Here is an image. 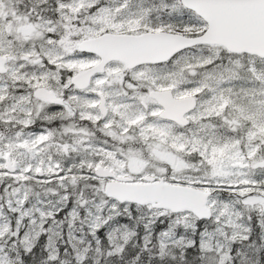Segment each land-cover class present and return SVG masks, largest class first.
I'll use <instances>...</instances> for the list:
<instances>
[{
  "label": "rangeland",
  "instance_id": "rangeland-1",
  "mask_svg": "<svg viewBox=\"0 0 264 264\" xmlns=\"http://www.w3.org/2000/svg\"><path fill=\"white\" fill-rule=\"evenodd\" d=\"M105 3L108 7L102 8L92 16L85 15L79 24L74 22L76 18L73 17L72 21L66 23L57 21L53 29H49L48 25L51 19H54L52 0H47L46 5L45 0H3V6L0 8V46L5 48L6 56L9 59H24L29 51L35 53L41 47H48L46 43L42 45L43 37L48 30H55L60 35V40L56 42L55 46L61 49L62 55H67L68 51L77 50L79 41L70 40L73 33L79 36L78 40L81 36L91 37L106 30L142 33L152 31V25H158L162 17L161 13L155 11L149 17L148 7L158 6L154 0H126V5L132 6L131 12L135 13V16L125 14L129 11L127 6L116 7V0H105ZM177 3L179 5L178 12L185 9L181 0H177ZM170 30L173 29H167V31ZM244 55L230 53L222 46L200 47L186 52V57L191 58L189 71L192 73L201 72L200 65L209 63V59L217 60L218 66L221 62L226 66L228 71L221 78L229 82L224 84L225 91L232 93L233 99L236 101L235 109L242 110L245 115V119L238 122L244 137L240 138L239 136L238 140L232 137L229 140V145L233 149L232 156L229 157L227 151L219 153L220 158L227 159L229 164L233 165L225 173V175H231L230 180H202L201 177L211 174L207 170L198 171V165H204L203 162L193 163L190 153L185 150L184 145H178L161 137H156L153 140L139 134L125 138L127 134L121 135L117 121L111 118L107 124L97 126L95 119L102 118L101 113L94 118L91 126L77 116V121L82 122L84 126L80 128L79 133H75L76 128L72 127V137H68L59 125H52L53 119L51 127L56 130L55 142L35 148L31 144L25 143L32 139V134L20 126L23 120L28 119L25 109L19 107L11 109L10 105L14 103L15 93H8V102L0 105V121H2L0 122V154L3 155V165L0 166V204L3 205L5 213L8 216L11 215L8 212V202L11 201L14 204L17 198L13 193L17 190H26L29 203L22 205L24 209L21 212L23 223L20 224V227L24 228L25 225H28V234L34 240L40 231L38 222L35 221V215L39 214L38 209L56 208L57 204L67 208L68 210L59 217L60 220L67 217V227L62 229L60 224L53 221L55 228L49 229L51 235L48 237V243L53 251L57 246L63 247L67 243L78 254L91 255L96 259L101 254L102 241L91 245L85 244L83 242V224L91 222L94 231L115 215L123 217L121 226L111 232L107 239L111 252L119 254L137 233H142L145 244H149L155 234L159 241L163 239L153 229V226L157 218L167 217L172 221L169 235L174 236L173 230L177 224L181 226L184 234V238L178 243L168 240V247L192 245L193 241L199 239L198 248L202 249L203 253L215 251L219 262L225 263L230 259L232 249L236 247L234 246L235 242L242 240V243L238 244L236 252L239 255L238 261L242 264L260 263L261 257H263L261 249L264 248V212H257L253 210V207L243 206L238 199L234 204H229L225 210L223 207H218L222 202L213 198L209 202V206L214 211V219L210 222L207 230L201 232L200 220L192 213L172 214L150 206H147L148 211H143L141 206L137 205L141 210V215L132 218L131 223H128L130 216L128 209L125 208L121 213L117 210V205L110 206L112 211H109L106 217H101L97 211L95 215L90 212L88 217L82 220L79 208L76 209L77 215L73 216L72 209L68 207L69 200L60 195L67 192L68 195L75 198L77 206L82 202L89 205L98 202L101 208L109 207V198L104 193L107 179L98 180L96 176L92 175V171L100 165L109 167L118 175L129 176L133 182H143L151 175L157 179L166 178L173 183L196 186L231 183L244 185L240 188L241 193L259 191V186H253L252 182L264 183V168L256 166L259 161L258 157L249 158L250 142L245 133V124L248 118L259 119L260 109L264 106V61L256 56ZM219 57H223V61L218 60ZM53 59L55 61L58 57ZM27 62L33 63L34 57H28ZM95 62L96 59L80 64L70 61L69 64L75 67L79 73ZM118 70H125V68L120 64L111 65L108 68V74L100 77L102 83L96 84V79H94L92 86L85 92L115 91L119 87V79L110 80L109 77L112 72ZM32 71H34L32 68L27 69L28 73ZM199 78V76L193 75L189 77V80ZM73 105L80 111L75 102ZM85 114H90L87 108ZM32 119H35L34 115ZM62 123L60 121V124ZM40 126L48 128L49 123L41 117ZM220 130L224 131L222 126ZM96 132L95 138H98L99 141L91 138L96 135ZM179 134L180 132L177 130V135ZM107 144H112L115 149ZM146 145H150V147H146ZM216 159L217 157H213L209 162L216 163ZM96 160H99V163H95ZM57 162L65 169V172H60V176H64L69 168L73 170L72 173H67L69 177L67 183L51 174L52 171H59L58 169H49L50 164L54 165ZM226 167L228 166L226 165ZM28 168H32L33 171L40 168L43 174L34 176L27 171ZM137 169L138 171H136ZM21 174L25 176V179L19 178ZM73 175L76 177L75 181L71 179ZM199 187L213 191L208 186ZM59 210L56 208V211ZM218 211L219 215H217ZM250 215L255 216L256 225L250 222ZM225 216L226 219H224ZM258 227L261 230L260 236L257 234ZM249 228L252 229L250 239L245 240L244 237L249 235ZM252 236L256 237L252 238ZM85 247H90L87 253L83 251ZM108 251L107 248L106 252L108 253ZM65 259L68 260L69 257Z\"/></svg>",
  "mask_w": 264,
  "mask_h": 264
},
{
  "label": "snow or ice",
  "instance_id": "snow-or-ice-1",
  "mask_svg": "<svg viewBox=\"0 0 264 264\" xmlns=\"http://www.w3.org/2000/svg\"><path fill=\"white\" fill-rule=\"evenodd\" d=\"M154 3L158 6L148 7L149 17L153 11L161 13L162 17L158 25H152L153 30L171 28L175 34L185 36L188 41L184 47L179 48L166 59L145 62L143 65L136 66L131 73L125 70V76L118 80L119 87L115 91L88 93L77 87L74 80L77 76V69L69 62L87 63L97 59L95 53L87 49H79L62 55L61 49L55 46L60 40V35L55 30H48L41 42L42 45L46 43L48 47H41L35 53L29 51L24 59H5L7 52L4 47L0 46V105L8 102V93H15L14 103L10 105V108L25 109L28 119L23 120L20 126L32 134V139L25 143L35 148L55 142L56 130L51 127L53 119H64V114H67L68 118L79 116L91 126L94 118L100 112L107 110V115L95 119L97 126L107 124L111 118L117 121L120 134H127L125 138L139 134L153 140L161 137L178 145H184L185 150L190 153L191 161L193 163L203 162L204 170L211 174L201 177L202 180H230L231 175H225V173L233 165H230L227 159L220 158L219 153L227 151L228 156H232L233 149L229 145V140L232 137L238 140L241 134L239 128L233 126L244 120L245 115L242 110L235 109L236 101L232 93L225 91L224 84L229 82L221 78L228 69L222 62L218 66L217 60L209 59V63L200 65L201 72H190L191 58L186 57V52L203 47V41L199 39L203 33L191 30L203 27L207 21L194 17L189 11L178 12L177 0H154ZM46 4L47 0H45ZM2 6L3 0H0V8ZM122 6H127L129 9L126 15H136L131 12L132 6L126 5V0H116V7ZM104 7H108L105 0H52L54 19H51L48 28L53 29L57 21L61 23L72 21L73 17L76 18L74 22L79 24L85 15L92 16ZM29 19L31 20V17ZM205 31H207L206 28ZM28 57H34V62L28 63ZM54 57L58 59L54 61ZM217 59L223 61V57ZM29 68L34 71L28 73ZM93 75L96 77V84L102 83L101 73ZM193 75L200 78L189 80V77ZM109 79L117 78L109 77ZM91 86L90 80L89 87ZM194 101H199V103L195 104ZM73 102L80 108L79 112L73 109ZM86 108L89 115L85 114ZM33 115L35 119H32ZM41 117L48 121V128L40 126ZM221 126L224 129L223 132L220 130ZM177 130L180 132L179 135H177ZM245 133L250 142L249 158L258 157L259 161L256 166L264 168V106L260 109L259 119L255 117L247 119ZM213 157H217L216 163L209 162ZM95 163H99V160ZM2 165L3 155L0 154V166ZM49 169H58L59 171H52L51 174L65 183L69 179L67 173L73 171L69 168L64 176H60V172H65V169L58 162L54 165L50 164ZM27 171L34 176L43 174L40 168L34 171L28 168ZM92 175L95 177L96 174ZM19 178L23 180L25 176L21 174ZM71 179L75 181L76 177L73 175ZM252 185H258L259 191L248 193L245 196L240 195V188L244 186L240 184L219 183L198 186L211 187L213 193L209 195V202L217 198L222 202L218 207H223L225 210L229 204H234L236 199L246 201L252 196H258L259 200L253 206V210L264 212V203H260L264 201V195H262L264 183L253 181ZM13 195L17 198L14 204L11 201L8 202L10 216L5 213L3 205L0 204V264H65L67 257H71V264H92L88 255L78 254L67 243L63 247L57 246L54 251L49 246L48 237L51 235L49 229L55 228L53 221L60 224L62 229L67 227V217L64 220L59 219L68 210L67 208L57 204L56 208H59V211L51 207L44 210L38 209L39 214L35 215V221L38 222L40 231L33 240L28 234V225L24 228L20 227L23 223L22 205L29 203L28 192L17 190ZM60 195L69 200L68 207L72 209L73 216L77 215L76 209L79 208L82 220L86 219L90 212L95 215L97 211L101 217H106L108 212L112 211L111 205H117V210L121 213L125 208L128 209L130 213L128 223H131L132 218L141 215V210L135 202L121 203L114 198H109V207L101 208L98 202H93L91 205L82 202L77 206L75 198L67 192ZM141 208L143 211H148L147 206H141ZM226 218L225 216L224 219ZM121 219H123L122 216L113 215L94 231L91 222L83 224V242L91 245L103 241L104 246L109 249L108 255H112L107 237L121 226ZM213 219L214 217L200 218L201 232L207 230ZM249 220L253 224L256 223L255 216L250 215ZM171 225L172 221L167 217L156 219L153 229L163 239L159 241L157 253L159 258L152 259L151 264H174V260L168 258L167 241L173 240L178 243L184 238V234L181 226L177 224L173 230L174 236H170ZM248 232L249 235L244 237L245 240L250 239L252 229L249 228ZM198 245L199 239L193 241L192 245L184 246L187 251V260L190 261L196 254ZM89 250L90 247H85L83 251L87 253ZM237 251L238 246L232 249L233 253ZM126 255L135 257L136 251L130 250ZM138 260L140 264H143L144 257L140 256Z\"/></svg>",
  "mask_w": 264,
  "mask_h": 264
},
{
  "label": "water",
  "instance_id": "water-1",
  "mask_svg": "<svg viewBox=\"0 0 264 264\" xmlns=\"http://www.w3.org/2000/svg\"><path fill=\"white\" fill-rule=\"evenodd\" d=\"M181 2L207 21V31L199 37L203 44H220L235 53L247 52L264 58V0H181ZM187 42L185 36L165 31L139 35L108 33L84 40L79 44V49H87L97 54L101 61L77 74L74 80L78 88L86 89L94 77L93 74L103 72L113 60L122 61L132 69L145 62L164 60L184 47ZM4 58L8 59L6 56ZM102 115H107V110L102 111ZM96 174L101 177L116 176L113 171L103 167H100ZM117 179L118 181L106 184L105 193L121 203L151 205L174 213L189 211L199 219L213 215L212 209L208 207L211 192L164 181L130 183L128 182L130 178ZM147 179L152 181L154 178ZM258 200V196H252L241 202L254 206Z\"/></svg>",
  "mask_w": 264,
  "mask_h": 264
},
{
  "label": "trees",
  "instance_id": "trees-1",
  "mask_svg": "<svg viewBox=\"0 0 264 264\" xmlns=\"http://www.w3.org/2000/svg\"><path fill=\"white\" fill-rule=\"evenodd\" d=\"M183 11H188V10L183 9ZM191 13L194 15V17H198L193 12ZM206 27L207 25L205 24L203 27L193 28L191 31L203 32ZM258 230L259 231L257 232V234L261 232L259 227ZM241 243L242 240H238L237 242H235L234 246H238V244ZM100 247H101V254H99V256L96 259H94L91 255H89V257L92 260V264H140V261L138 260V257L140 256L144 257L143 264H151L152 259L159 258L157 255L159 248V238L157 237V234L154 235L153 240L149 242V244H145L142 237V233H137L131 239V241H129L125 245L124 250L119 254L112 253V255H108V253L106 252L107 248L104 246L103 241ZM177 248H179V251H177ZM130 250L136 251L135 257L132 255H126V253H128ZM261 250H263L262 252L263 257L261 262L258 264H264V248H262ZM167 253H168V258H172L174 260V264H242L240 263V261H238L239 255L233 252L231 258L225 263L219 262V260L217 259L218 255L215 251L203 253V251H201L198 247L196 249V254L192 256V259L190 261L187 260V251L184 247L170 246L167 249ZM65 264H71V257H69L68 260L65 259Z\"/></svg>",
  "mask_w": 264,
  "mask_h": 264
},
{
  "label": "flooded vegetation",
  "instance_id": "flooded-vegetation-1",
  "mask_svg": "<svg viewBox=\"0 0 264 264\" xmlns=\"http://www.w3.org/2000/svg\"><path fill=\"white\" fill-rule=\"evenodd\" d=\"M160 30H164V29H157V30H155V32H157V31H160ZM166 30V29H165ZM153 31V30H152ZM116 33V34H138V33H134V32H131V31H122V30H106L105 32H103V33H100V34H97V35H94V36H91V37H97V36H100V35H102V34H104V33ZM78 35H76L75 33H73V36L72 37H70V40H72V41H79L78 42V44L81 42V41H83V40H85V39H87V38H89V37H84V36H81V38H80V40H78ZM77 44V45H78ZM78 50V49H77ZM97 57V61H99L100 60V58L98 57V56H96ZM260 60H262V61H264L263 59H261L260 58ZM113 64H120L122 67H124L125 68V70H127L128 71V73H131L133 70H134V68L133 69H129V68H127L126 67V65L124 64V63H122V62H120V61H112V62H110L108 65H107V68H106V70H104L103 72H101V76L100 77H102V76H105L106 74H108V68L111 66V65H113ZM162 67V66H161ZM125 70H118V71H114V72H112L110 75V77H115V78H118V79H123L124 78V76H125ZM94 79H96V77H94L93 78V80H92V84H93V81H94ZM84 92L86 91V90H83ZM196 103L198 104L199 103V101H196ZM73 109L75 110V111H77V112H79L78 111V109L73 105ZM64 119H59V120H57V119H54L53 120V122H52V125H59V127L63 130L64 129V131H65V129H67V131H65L66 132V135H68V137H72V135H73V130H72V127H74V128H76V130H75V133H79V131H81L80 130V128L82 127V126H84V124L82 123V122H78L77 121V117H75V118H68V116H67V114H64ZM60 121H62L63 123L62 124H60ZM85 121V120H84ZM235 126V128H239V130H240V125H239V123H237L236 125H234ZM240 138H243L244 136H243V132H242V129L240 130ZM97 136V132H96V135H93L91 138H93V139H98V138H95ZM98 141H99V139H98ZM107 145H109L110 147H112L113 149H115V146H113L112 144H107ZM153 146V145H152ZM136 171H138V169L136 170ZM198 171H205L204 170V165H198ZM93 173H94V171H92ZM92 173V174H93ZM119 176H123V177H129V176H125V175H119ZM151 176V175H150ZM154 177V181H156V180H159V179H162L163 177H161V178H159V179H157L155 176H153ZM98 179V178H97ZM164 179H166V178H164ZM98 180H100V179H98ZM146 179H144V181H145ZM109 181V180H108Z\"/></svg>",
  "mask_w": 264,
  "mask_h": 264
}]
</instances>
